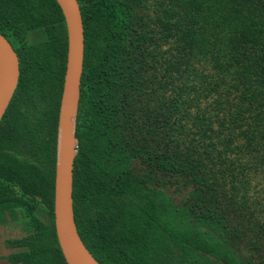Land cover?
I'll use <instances>...</instances> for the list:
<instances>
[{
  "label": "trees",
  "instance_id": "trees-1",
  "mask_svg": "<svg viewBox=\"0 0 264 264\" xmlns=\"http://www.w3.org/2000/svg\"><path fill=\"white\" fill-rule=\"evenodd\" d=\"M77 1L72 199L89 252L264 264V0ZM0 32L19 59L0 121V226L24 231L3 258L67 264L53 220L64 17L55 0H0Z\"/></svg>",
  "mask_w": 264,
  "mask_h": 264
},
{
  "label": "water",
  "instance_id": "water-1",
  "mask_svg": "<svg viewBox=\"0 0 264 264\" xmlns=\"http://www.w3.org/2000/svg\"><path fill=\"white\" fill-rule=\"evenodd\" d=\"M64 17L67 35L66 63L56 126L53 189L55 234L67 264H100L89 252L77 230L73 212V166L77 147L75 134L84 57V31L77 0H55ZM19 79V59L0 32V121Z\"/></svg>",
  "mask_w": 264,
  "mask_h": 264
},
{
  "label": "rangeland",
  "instance_id": "rangeland-1",
  "mask_svg": "<svg viewBox=\"0 0 264 264\" xmlns=\"http://www.w3.org/2000/svg\"><path fill=\"white\" fill-rule=\"evenodd\" d=\"M35 38H38L34 34ZM44 219V217H42ZM22 224H9L6 226H0V264H7V260L3 258L9 252H14L16 249H8L5 247V240L7 238H17L21 237L24 234V231L21 229Z\"/></svg>",
  "mask_w": 264,
  "mask_h": 264
},
{
  "label": "flooded vegetation",
  "instance_id": "flooded-vegetation-1",
  "mask_svg": "<svg viewBox=\"0 0 264 264\" xmlns=\"http://www.w3.org/2000/svg\"><path fill=\"white\" fill-rule=\"evenodd\" d=\"M7 239H8V238H7ZM5 247H6V245H5ZM6 248H8V249H14V248H9V247H6ZM9 253H11V252H9ZM9 253H8V254H9ZM5 256H6V255H5ZM7 264H8V263H7Z\"/></svg>",
  "mask_w": 264,
  "mask_h": 264
}]
</instances>
